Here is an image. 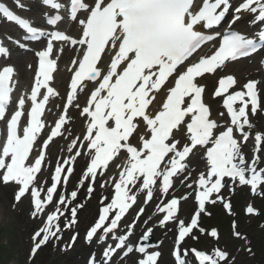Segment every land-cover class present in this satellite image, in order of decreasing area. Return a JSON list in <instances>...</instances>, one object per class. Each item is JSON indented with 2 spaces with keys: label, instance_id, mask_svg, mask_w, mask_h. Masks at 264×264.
Returning <instances> with one entry per match:
<instances>
[{
  "label": "snow or ice",
  "instance_id": "snow-or-ice-1",
  "mask_svg": "<svg viewBox=\"0 0 264 264\" xmlns=\"http://www.w3.org/2000/svg\"><path fill=\"white\" fill-rule=\"evenodd\" d=\"M14 3L20 8L24 7L21 0H14ZM42 3L56 10L66 7L57 0H42ZM222 7L223 10L218 12ZM230 7V0H70L66 16L57 12L47 19V24L63 23L66 29L42 31L29 19L22 18L0 3V16L6 21L16 22L26 34H30L25 39L46 37V46L36 53L39 66L35 85L31 89L28 123L21 129L26 103L25 98L21 97L17 110L6 120V139L0 145V182L6 185L14 182L17 185L15 201L19 202L28 194L34 204L31 215L37 217L43 213L46 206L53 202L58 186L62 182L66 184L73 172L71 166H65L74 163L76 157L82 154L77 151L62 164L57 163L50 177L52 183L42 199L41 192L45 189L37 187L36 181L46 159L45 150L54 137L62 134L67 115V109H64L65 115L59 117L47 138L37 146L38 137L44 129L41 117L45 106L50 96L58 95L49 86L57 68V59L52 58L54 47L56 42L71 45L74 49L78 46L77 58L70 61L73 74L67 104L71 106L77 99L78 91L88 87L86 82L94 84L82 109L88 125L83 136L87 143L81 147L87 149L90 162L83 172L80 185L83 186L86 180L94 183L97 173L103 175L110 162L122 151L127 157L118 179L112 178L114 194L108 203L104 201L109 197L102 198L103 206L98 219L87 231L86 240L91 243L95 237L104 241L118 229L121 220L137 201V193L132 189L138 185L139 192H146L145 202L152 200L158 181L159 190L168 194L173 187V178L187 171L189 158L204 149L205 169L199 172L198 179L194 181L198 186L195 195L198 207L190 222L186 223L178 216L181 200L187 197H173L167 203L157 205L158 211L164 214L159 225L177 222L173 253L177 264H187L183 257L189 253H194L199 264H221L226 260L227 253L219 248L209 254L194 247L182 249L181 245L186 238L198 240L195 231L205 233L206 230L200 226L201 215L206 212V204L224 200L219 194L225 187L226 178L233 184L238 181L240 185H249L254 194L264 187V133L255 132L252 157H247L243 151L253 136L251 129L255 127L249 118V105L253 116L260 108L257 88L260 82L249 80L240 90L229 92L237 84L236 78L233 75L219 78L213 97H224L222 106L229 117L225 124L211 118V110L203 100L206 86L198 83V78L215 74L227 61L257 51L254 40L231 29L241 19L242 13L254 14L252 22L264 23V0H241L228 21L229 34L223 35L222 42L211 54L196 56L203 45L221 35L219 32L206 34L204 29L211 30L214 25H220ZM44 15L47 16V13ZM72 25L79 29L77 37L67 34ZM57 51L62 53L64 49L60 47ZM8 54L9 50L0 42V55ZM13 74L12 66L0 70V121L5 120L12 98ZM170 78H173L174 86L168 87L166 85ZM41 88H45L47 94L38 99ZM162 90L166 98L156 107L154 101ZM220 116L223 117L224 113L221 112ZM133 138L136 143L132 142ZM76 144L74 140L73 147ZM34 151L35 156L32 155ZM87 191L90 195L94 188L89 186ZM213 194H217L215 199L212 198ZM77 195V191H72L70 198L63 195L58 197L56 210L47 215L46 223L33 235L32 256L51 238L59 239V224L53 223L63 214L59 205L72 203ZM224 206L231 210L230 203ZM82 207L81 204L70 209L71 220L67 227L76 223L78 209ZM255 211L251 206L247 208L248 213ZM143 212L144 208L141 207L136 219ZM134 227L135 222L129 226L127 235L113 236L118 243L115 247L108 245L105 248L102 264H111L117 249L123 250L126 245L127 250L123 255L126 257L133 252L129 236ZM152 231V228H148L141 239L148 241ZM210 235L219 238L215 229L211 230ZM236 235L240 234L237 232ZM76 238V235L72 237L73 243ZM149 247L155 246L141 244L136 249L143 254L137 264H158L161 252L149 251ZM89 264H97L95 254L90 257Z\"/></svg>",
  "mask_w": 264,
  "mask_h": 264
},
{
  "label": "rangeland",
  "instance_id": "rangeland-1",
  "mask_svg": "<svg viewBox=\"0 0 264 264\" xmlns=\"http://www.w3.org/2000/svg\"><path fill=\"white\" fill-rule=\"evenodd\" d=\"M256 121L264 126V118L262 116L256 117ZM262 133L264 132L262 131ZM12 194V187L4 188L0 183V264H84V257L78 252L81 248L80 244L76 247L77 252L65 255L54 247L51 250L43 249L36 259L30 263L27 254L30 245L29 236L34 227L32 226L33 222L29 219L24 204L18 208L12 205ZM249 200L246 199L245 202L239 205L235 204L234 210L237 214L235 218L227 217L220 207L212 209L214 211L213 217L210 220L205 219V223L207 226L216 225L219 228L221 233L220 240L218 242H209L207 237L201 236L199 242L191 241L190 245H195L199 248H205L206 246L209 248L213 245L221 247L224 245L231 252V262L229 264H253L257 260L256 255H259V259H262V263H264V200H256L255 203L259 206L263 215L258 218H246L243 214V206ZM82 216L86 217L84 211ZM218 216H223L226 224L218 221ZM234 221L238 223L239 230L248 235L247 237L248 240H251V244L250 242L246 244L245 240H233L230 227ZM257 241L261 243L259 248L247 251ZM162 264H173L169 258L168 251L163 256Z\"/></svg>",
  "mask_w": 264,
  "mask_h": 264
},
{
  "label": "bare ground",
  "instance_id": "bare-ground-1",
  "mask_svg": "<svg viewBox=\"0 0 264 264\" xmlns=\"http://www.w3.org/2000/svg\"><path fill=\"white\" fill-rule=\"evenodd\" d=\"M243 15H244V17L247 16V15H245V14H243ZM244 17H243V18H244ZM248 18H249V16H248ZM242 23H243V22H242ZM24 58L26 59V61L29 62L31 56L28 55V54H26V55L24 56ZM14 62H16V64L18 65V69H19V75H20V77L23 78V79L27 78V77H28V73H27V71L24 69V65H23L22 63H20V62H17V61H14ZM229 71L235 73V74L237 75L239 81L242 82L243 79H244V77H245V75H246V74H249V73L252 71V68H251L250 66H248L246 63H244V61L242 60V61H239V62H235V63H233V64L231 65ZM257 77H259V76H257ZM213 78H214V77L206 76V77L202 80V83H203V84H206L207 87H209V82H210V81H213V80H214ZM58 79H66V72L63 71V70H59V72H58ZM259 85H260L259 87H262L264 84L261 83V84H259ZM263 89H264V86H263ZM217 112H218V110H217ZM197 159H198V155H195L194 158H193V160H192V164L195 165V163L198 162ZM191 203H192V202H191L190 200H188V201L185 202V205H184V206H185V207H189V206H191Z\"/></svg>",
  "mask_w": 264,
  "mask_h": 264
}]
</instances>
